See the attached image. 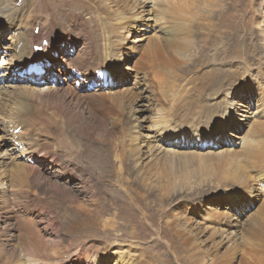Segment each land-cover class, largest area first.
Listing matches in <instances>:
<instances>
[{
	"label": "rangeland",
	"instance_id": "1",
	"mask_svg": "<svg viewBox=\"0 0 264 264\" xmlns=\"http://www.w3.org/2000/svg\"><path fill=\"white\" fill-rule=\"evenodd\" d=\"M5 1L8 3V9H14L16 7V11H18L22 5V3H20L21 0ZM95 1L96 0H93L92 2L94 3ZM197 1L189 0L188 11L194 12L201 6L205 8L209 4V0ZM36 2L37 1H34L32 4L33 8L27 15V20L34 21L41 26L48 22L50 13L53 10L49 12V10L44 9ZM229 2L230 0H217L216 5H224V7H226ZM68 3L71 2L69 0L68 2L67 0H61L58 4V9L68 7ZM152 3L154 6L151 5ZM144 4L146 5V13H142V18L144 19L138 21V27H145L146 25L143 21H148V29L143 32L139 31L138 27L130 30L133 36L144 34V36L139 38L140 41L137 44L136 52L138 57L144 53L145 46L150 40L154 39L160 33L164 34L166 30H169L167 29L168 23H164L161 16H158L160 10L157 11L167 5L168 2H166V0H145ZM150 5L153 6L152 9H149L151 8ZM194 5L196 7H194ZM101 6L100 4L99 8L103 7ZM172 8L174 9V7ZM246 8H248V10ZM8 9L5 10L7 14L3 15L8 16ZM58 9L54 11L57 12ZM240 9H242L243 18L248 20V23L244 20L241 26V35L244 38H248V49L243 50V52H241L242 54L240 53L241 55H229L236 63L240 62L245 65L246 76L243 77L245 74H242L238 79L242 82L245 81V84H239L238 82L232 84L227 83L226 85L217 87V90L215 89L218 84L217 82L214 84L215 87H210L208 84L203 85L201 83L202 73L205 70L211 71L209 70L208 62H206L204 66L195 64L185 66L183 60L180 59L178 64L167 68L161 67L158 61L153 60L150 64L147 62L144 65L145 67H135L133 66L134 60L137 59L135 55L129 58L124 57L125 59L123 58L125 63L124 69L116 72L108 69V75H113H111L110 80L106 81L104 85L100 84V82H96L95 78L89 76L87 73L85 74L82 69L71 70V68H75L74 66L68 68L69 59L74 57L76 53L74 50L75 47L72 45L74 43L64 39L60 31L61 27L59 28L58 26V28L55 29L57 24L54 21V26L51 24L52 28L50 27L51 30L53 29V31L50 30L51 33L54 34L53 43L49 52H47L48 55H44L45 61H39L38 65L34 63L37 58L33 61H21L19 51L22 47V27L6 23L0 26V171L4 173L5 166L8 168L11 162L20 161L26 165H30L32 168L30 175L32 177L38 176L34 179L36 182L32 179L29 180V189L31 191L30 199L26 198L24 195H20L14 200L12 195V198L10 197L11 199L8 202H6L5 199L1 200L0 226L14 222L12 218L15 217V215L10 212L5 214L7 210H11L17 212L20 216L26 217L30 221V225L33 226V229L36 225L37 234H39V231L41 234H50L49 232L51 230L44 231L46 229V220L50 218V215L47 211H39L41 209V204L36 203L38 201L43 203V200L47 201L46 203L50 202V194L43 189L44 186L40 183L41 179H44L45 183L48 182L46 180L48 179L47 177H49V173L44 169L38 170L39 163L42 162V159H40L38 155L34 157V162L30 157L23 156L21 152L25 151L29 146L41 149L40 152L51 151L53 145L56 146V144L59 145L62 143L64 126L58 124L59 126L55 125L54 127L52 124H46L44 120L50 122L49 119H54V116L58 115L62 117L61 121H63V114L73 103L75 104V100L69 98V95H65L66 93L70 94L71 91L76 92L77 90L80 93L83 90L96 92L102 88L103 91L116 97L117 104L123 102L127 110L131 105L130 96L133 92L137 88L144 89L145 87L147 89V92L144 90L141 91L143 95H146L139 102L142 107L141 111L131 114L128 110H125V112H128V115L124 118L122 128L118 126V129H116L113 134L111 138L112 149H110L112 155L110 159L113 167H122V164H120L121 160L126 159L124 163L127 161L125 164L129 169H132V155L133 153H140V161L143 162V169L145 168L144 174L147 172V175L145 174L144 176L143 174V177H139L130 172L128 175L124 173L120 174L121 176L119 175L117 178L112 177L110 178L111 180L107 179L106 185L108 188L101 194L103 199L100 201L106 203L109 200L104 209V213H106L102 214L100 218L97 212L91 213V218L88 217V219L93 222L92 224H88L89 227L83 226L87 223L79 217V223L76 228H70L73 218L68 217V219H70L68 220L67 217H62V213L59 212L60 215H56L57 217L54 219L55 221L53 223V229L59 228V230H57L58 232H52V237L58 233L57 236L60 241H57L59 239H52L56 243L58 242L57 245L49 241L48 243L41 242L37 250L34 248L37 245L35 246L33 243H31L28 248L17 243L19 241L15 239L17 234L16 231L12 234L14 237L12 239L8 236L5 237V235H3V237L1 236L0 242L3 243H0V246H2L3 249L0 247V264H24L22 262H25V264H57L59 260H62V262L58 264H73V254H76L80 247L83 253L97 250L98 252L101 251L104 254L106 253L99 264L264 263V248L262 246L264 243L255 236L253 237L249 234V230H257L259 229V225L264 224V165H262L264 164V0H248V4L241 5L238 10L231 13V16ZM96 14L97 13L92 14L95 22L93 21L89 24L87 27L88 31L87 29L85 30L87 33H84L83 38L88 41L89 48L96 52H101L104 45H108V43H106L107 41H104L107 38L108 28L105 26L107 24L103 22L104 16L97 14L98 16L95 17ZM166 15L169 17L173 16L171 13H167ZM99 16L100 18H98ZM225 18L226 16L223 14L220 24L223 23ZM96 22H101L99 23L101 26L99 24L93 25ZM19 25H24L21 23V20H19ZM93 27L96 29V34L100 32L99 35L94 34L95 31ZM207 31L212 32L209 27H207ZM101 33L102 35L100 36ZM216 33H218V31L214 32L212 37ZM32 35H35V38L40 37L36 28L32 30ZM94 35L96 38L93 37ZM104 36L106 37L104 38ZM213 42L219 44L221 38L214 39ZM35 43L34 41L31 45L34 52L37 53L41 51V46L42 44L45 45V41H43L41 45H36ZM96 43H98V45H96ZM94 44L96 46H94ZM75 45L76 48H80L81 42L75 43ZM209 46L211 45L208 44L206 47L207 50L210 49ZM222 48L221 46L219 50L220 53L224 51ZM218 49L219 46L215 50L210 49L214 50L211 54L215 53ZM224 55L225 58L226 54ZM32 64L37 66V68H34ZM147 72H150V75ZM145 80L148 83L147 85L144 84ZM31 87H33L32 90L30 89ZM39 88L45 91L52 90L53 88L54 90L57 89L58 92L56 97L58 94H60V96L62 95L61 97L58 96V99L60 98L61 101L63 100L62 102L65 105L58 106L55 112L52 110V112L56 113L54 115L50 110H43L48 105L51 106L53 101L42 103L37 101L34 96H31L33 93L37 92ZM18 91L19 93H23L19 94L17 93ZM153 93H156L155 97L159 96V100L156 104H154L153 100L152 104H150V100H147L148 96ZM21 95L23 97H21ZM15 97L18 98L16 99ZM53 98L54 95L50 96V100ZM227 98H232L234 101V111H232L230 120L224 115L225 113L228 114L229 111L228 107L225 106ZM14 104L18 105L15 106ZM33 105L34 107H32ZM197 105L198 107L201 106L200 111L199 109L197 110ZM243 105H248L246 111H250L252 114L241 124L243 126H239L240 115L244 107H240L241 109L239 110L236 109ZM53 106L57 105L53 104ZM60 107L65 109V111H58ZM40 109L43 110V112ZM190 110H193V112H189ZM21 111H34L36 113V118L33 123H31L30 130L27 132L25 128H20L19 126V124H23L20 119ZM57 111L59 113H57ZM109 115L104 117V121L110 120L109 118L107 119ZM157 117L159 118L157 119ZM223 119H227L228 121H223ZM154 120L157 122L155 126L151 122ZM161 120L164 122V129L159 126ZM125 128L130 132H126ZM164 130L169 133L172 132L174 135L168 136L169 133H165ZM16 133L21 135H16ZM22 133L26 135L27 133H30V135L31 133H35L39 135V137L36 136L37 139L33 137H23ZM121 133L123 135H121ZM242 135L247 136L248 139L251 138L253 143L255 142L254 146H256V148H261H259V154H261L262 157L257 159L256 157L251 158L253 155L248 156L243 154L241 148L238 146V138ZM81 138L83 140L87 139L86 137ZM168 138L174 139L167 140ZM121 142L124 144L122 145ZM138 143L140 145H137ZM129 144H131V146H129ZM136 147H138L137 150ZM133 148L134 151L131 152ZM146 154H150L151 156L149 155V157L146 158ZM113 155L117 156L114 157ZM199 156L201 157L199 158ZM118 158L120 160H118ZM190 158L193 161H191ZM259 160L263 161L260 162ZM200 161H202V164ZM124 163L123 165H125ZM214 166L217 170L213 168ZM146 168L148 170H146ZM221 170H224V174L220 172ZM207 172L208 174H206ZM172 174L175 175L173 176ZM241 174L245 176L242 177ZM248 175L250 179L246 180L245 178L248 177ZM184 176L188 179L186 177L185 179ZM58 182H64L66 186L72 188L79 185V180L73 182L69 181V179L65 177V173L63 174V180H59ZM161 184H174L178 188V195L172 193V191H170V193L166 192V188L161 189L158 187V185ZM250 186H253V188L249 191V194L246 189ZM6 187L8 186L5 184L2 186L0 185L2 189ZM165 192L166 194L164 195ZM137 193H139L141 197ZM229 195L231 196L229 197ZM79 198L78 195L77 200H79V202H84V199L82 200ZM88 204H90V202ZM113 212H116L114 216H112ZM57 219L59 220L57 221ZM164 229L167 232V237L163 236L165 234ZM132 230L136 231V233H132ZM35 231L34 233L36 234ZM181 231L186 233L185 236H188L190 241H184L183 244L180 239L177 238L176 234ZM80 236H82L84 240L79 238ZM43 237L46 238V236ZM60 242L61 244H59ZM34 249L38 253H36ZM55 249L57 250L56 252L60 254L59 258H56ZM13 254L14 257H12ZM16 255L21 256L18 257ZM4 258L6 260H4ZM89 261L91 260L86 261V264H89Z\"/></svg>",
	"mask_w": 264,
	"mask_h": 264
},
{
	"label": "bare ground",
	"instance_id": "2",
	"mask_svg": "<svg viewBox=\"0 0 264 264\" xmlns=\"http://www.w3.org/2000/svg\"><path fill=\"white\" fill-rule=\"evenodd\" d=\"M8 1L9 0H7V2ZM34 1H37L40 6H42L46 10H49V12H50V10H53L50 13V19L48 20V22L44 23L41 26L38 25L34 21L27 20V15L30 13V11H32V8H33L32 4L34 3ZM69 1L71 3H68L69 4L68 7L58 9V4H59V2H61V0H29V1L28 0H21L20 3H22V5L20 4L21 5L20 8L18 9V11H16V9H15L16 7L14 9L13 8L8 9V5H7L8 3H6L5 0H0V26L2 24L6 23V24H10V25L11 24L12 25H18L19 27H22V29H23V31H22L23 33H21L22 34V37H21L22 47L19 51V53H20L19 55H21V61H26V60H28V61L32 60L33 61L35 58H37L34 61V63L37 65L39 64V61H45V56L48 55L47 52H49V49L51 48L52 43H53L54 34L51 33V31H53V29L51 30L50 27H51V24L54 26V23H53V21H54L57 24V27H55V29H57L58 26H59V28L61 27L60 31L62 32L64 39H67V41H71L74 43L72 45L75 47L74 50L76 53H75L74 57L69 59V67L68 68H70V66H74L75 68H73V69L71 68V70L82 69V71L85 74L87 73L89 76L95 78L96 82L98 81V82H100V84H103V85L106 81H109L111 75H113V74L108 75V69H110L111 71H115V72L124 69L125 68V63H124L125 58L124 57L129 58V57H132L134 55H135V58H137L134 60V63H133V66H135V67H138V66L139 67H145L144 65L147 62H149V64H150L151 62H153V60L158 61L159 64L161 65V67H167V68L173 67L174 65L178 64L180 62V59L183 60V63L185 66H191L194 64L204 66L206 64V62H208L209 63V70H211V71H207V70L204 71L203 70L204 72L202 73L203 75L201 76V83L203 85L208 84V86H210V87H215L214 84L217 82L218 84L215 87L216 90H217V87H219L220 85H226L227 83L232 84L234 82H238L239 84H245V81L242 82V81L238 80L242 76V74H245L243 77L246 76L245 65L243 63H240V62L236 63V61H234V59H231L232 57L229 54L238 55L241 52H243V50L248 49V38H244L241 35V26L243 25L244 20H246L247 23H248V20L243 18L242 12H241L242 9H240L233 16H231V13H233L235 10H238L241 5L248 4V0H230L229 4L226 7H224V5H216L217 0H209V4L207 7L203 8L201 6L199 9H196L194 12L188 11L189 10V8H188L189 0H166V2H168V4L167 5L164 4L165 6L158 9L157 11L160 10V13L158 14V16L159 15L161 16V18L164 20V23H168L167 29H169V30H166V32L164 34L160 33L154 39L150 40L147 43V45L145 46V49L143 51L144 53L141 54L140 57H138L136 49H137V44L140 41L139 38L144 36V34L133 36V35H131L130 30L137 28L138 27V21L141 19H144V18H142L143 17L142 13L143 14L146 13V11H145L146 5L144 4L145 0H96L94 3L92 2L93 0H69ZM146 1H150V0H146ZM67 2H68V0H67ZM197 2H199V1H197ZM154 3H155V1H154ZM163 3H165V2H163ZM100 4L103 6V7L101 6L102 8H99ZM151 5L154 6L153 3ZM153 6H151V8H149V9H152ZM171 6L174 7V9ZM194 7H196V6L194 5ZM6 9H8L7 11L9 12L8 16L3 15V14H7L5 11ZM57 9H58L57 12L54 11ZM216 9L221 10V11H217ZM246 9L248 10V8H246ZM149 11H148V14H149ZM94 13H97L100 16H104L103 22H105V24H107L105 26L108 28L107 38H106V40H104V41H107L106 43H108V45L107 44L104 45V48L102 47L103 49L101 52L100 51L96 52V51L92 50L91 48H89L88 41H86V39L83 38L84 33H87V31H88L87 27L89 26V24L91 22L94 21V16L92 15ZM167 13H171L173 16L169 17L168 16L169 14L166 15ZM97 14L95 15V17L98 16ZM223 14L226 16V18L223 21V23L220 24V21L223 17ZM11 16H13V17H11ZM100 16L98 18H100ZM33 17H34V15H33ZM98 18H95V19H98ZM19 20H21V23L24 24L23 26L19 25ZM99 23H101V22H96L93 25H97ZM143 23H145V25H146L145 27H138L139 31H141V32L146 31L148 29V26H149L148 21H145V22L143 21ZM94 27H97V26H94ZM207 27H209V29H211L212 32H208ZM34 28H36V31H38V33L40 34V37L35 38L34 37L35 35L34 36L32 35V30ZM86 29H87V31L85 32ZM95 30L96 29L94 28V31ZM216 31H218V33L214 34V36L212 37V34ZM261 31H263V30H261ZM158 32H160V31H158ZM91 33H93V32H91ZM99 33L96 34V31H95L94 34L99 35ZM95 35L93 37H95ZM101 35H102V33L100 34V36ZM105 37L106 36H104V38ZM86 38H88V37H86ZM89 38H91V37H89ZM220 38H221V42L219 44H215V42H213L214 39H220ZM142 39H144V38H142ZM41 40H42V42L45 41V45L42 44L41 51H38L37 53H35L34 50L32 49L31 44L35 41L36 45H41V43H42ZM94 41H95V39H94ZM78 42H81L80 48H76L75 43H78ZM208 44L211 45V46H209L210 49L215 50L218 46H219V49L216 50L215 53L211 54V52L214 50H210V49L207 50L206 47L208 46ZM96 45H98V43H96ZM96 45L94 44V46H96ZM221 46L223 47L222 49L224 50L223 53L219 52V50L221 49ZM216 54H217V56H216ZM224 54H226L225 58H224V56H225ZM18 62H20V61H18ZM32 66L34 68H37V66H34V64H32ZM162 71H164V70H162ZM147 73L150 75V72H147ZM81 75H82V73H81ZM145 77H146V75H145ZM263 78H264V76H263ZM144 84L145 85L148 84L146 80H145ZM32 88L33 87H31L30 89L32 90ZM11 89H12V87H11ZM53 90H54V88L52 90H48V91H45V90L39 88L38 91L33 93V95H31V96H34L37 99V101L42 102V103H45L46 101H48V102L53 101V104L57 105V106H53V104L51 106L48 105L43 110H47V111L50 110L51 112L53 110L55 112V109L58 106H60V105L64 106L65 104L62 102L63 100L61 101L60 98L58 99V96H60V94H58L56 97L58 90L57 89H55L54 91ZM143 90L145 92H147V89L145 87H144V89H138L137 88L133 92V94L130 96V104L131 105L127 109L129 113L134 114V112H139L142 110V107L139 104V102L141 99H143L146 96V95H143V93L141 92ZM17 93H19V91ZM21 93H23V92H20L19 94H21ZM9 95H10V93H9ZM53 95H54V98L52 100H50V96H53ZM65 95H67V96L69 95L70 96L69 98H73L75 100V104L72 102L75 106L72 104V106H70L68 108V110L63 114V117H64L63 121H61L62 117L58 116V115L54 116V119H49L50 122L47 120H44V122L46 124H52L54 127H55V125H58V124L60 126H64V130H63L64 133L62 131V133H63L62 134L63 135L62 136V139H63L62 143L59 145L56 144V146L53 145L51 151L40 152L41 149H38L35 147L32 148L31 146H29V147H27V149L25 151L21 152V153H23V156L25 155L27 157H30V156L35 157L38 155V157L40 159H42V162L39 163L40 165L38 166V170L44 169V170L48 171V173H49V175H48L49 177H47L48 179L46 180L48 182L45 183L44 179H41L40 183L44 186L43 189L46 192L48 191V193L50 194V197H51L49 200L50 202L48 201L49 203H46L47 201L43 200V203H41L39 201L36 203L41 204V209L39 211H42V212L47 211L48 214L50 215V218H48L46 220L47 222L45 223L46 229L45 230L43 229L45 232H46V230H48V231L51 230L49 232L50 234L48 235V233H47V235H45L42 233L43 236H46V238H44L42 236L40 231H39V234H37L36 225H35V228L33 229V226L30 225V221L26 217L20 216L17 212L11 211V210H7L5 212V214H8V212H10L13 215H15V217L12 218V220L15 223L11 222L8 225H1L0 226V237L1 236L3 237V235H5V237L8 236L12 239V238H14L12 236V234H14L16 231L17 234H16L15 239L18 240L19 242H17V243H19L20 245H23V247L28 248L29 245H31V243H33L35 246L37 245L34 248H36L38 250L39 244L41 242L48 243V241L53 242L57 245L58 242L56 243L52 239H55V240L59 239L57 236L58 235L57 230H59V228H56L55 230L53 229V225H54L53 223L55 221L54 219L57 217L56 215H60L59 212L62 213V217H65V218L67 217V219H68V217L73 218V220L71 221L72 223L70 222L71 223L70 228H76L77 224L79 223V221H78L79 217H81V219L87 223L86 225H83V226L89 227L88 224H92V222H93L92 220L88 219V217L91 218V215H90L91 213L97 212L99 218L102 214L106 213V212L104 213V209L106 208L107 202H109V200L106 203H102L100 201H102V199H103V196H101V194H103L104 191H106L108 188V186L106 185L107 179H110L112 177L117 178L120 174H124V173L126 175H128V174H130V172H132L133 174H135L139 177L140 176L143 177L142 175L144 174L145 168L143 169V165H142L143 162L140 161L141 156H140L139 152H138L139 154L133 153V155H132L133 156L132 157L133 167H131L132 169H129V167L125 164L127 161L124 163V161L126 160L125 158H124L125 160H121L120 164H122V167H120L118 165L119 167L114 166L115 167V169H114V167L111 163V159H110V156H112L111 150H110V149H112L111 138H112L113 134L115 133L116 129H118V126H119V128H122L124 118L126 115H128L127 114L128 112H125L126 108L123 105V102L120 104H117L116 103V97L111 96L106 91H103L102 88H100L96 92L83 90L80 93L77 90L76 92L71 91L70 94L66 93ZM155 96H156V93H153L150 96H148L147 100H150V104H152V100L154 101V104H156L157 101L159 100L158 99L159 96H157V97H155ZM8 97H10V96H8ZM21 97H23V96L21 95ZM3 101H5V100H3ZM67 104H68V102H67ZM233 104H234L233 99L227 98L225 106L228 107L229 111H228V114L225 113L224 115H226L228 120H230V117L232 116V111H234ZM17 105H15V106H17ZM32 107H34V105ZM200 107H198V105H197V107H196L197 110L199 109V111H200L201 110ZM240 107H244L243 108L244 110L241 113L240 119H239V123H240L239 126H243L241 124L245 121V119L249 118V116L252 114V112L246 111V109H248V105L239 106L236 110L241 109ZM43 110H41V111L43 112ZM63 110L65 111V109L60 107L58 111L62 112ZM58 111H57V113H59ZM54 112H52L53 115L56 114ZM189 112L192 113L193 110H190ZM49 114H50V112H49ZM105 114H107V115L110 114L109 117H107V119L109 118L110 120L104 121V117L107 116ZM35 116H36V113L34 111H21L20 119L23 122V124L22 125L19 124L20 128H25L26 132L29 131L30 127H31V123H33V121L36 118ZM158 118L159 117H157V119ZM11 119H12V117H11ZM168 119H170V118H168ZM150 120H152V119H150ZM226 120L227 119H223V121H226ZM151 122L153 123L154 126L157 123V122H155V120L151 121ZM159 126L164 129V122L162 120H161ZM56 128H57V126H56ZM125 131L128 132L129 130L127 131V128H125ZM13 133H15V132H13ZM165 133H169V132L165 131ZM16 135H21V134L16 133ZM22 135H23V137H33L36 139H37L36 136L39 137V135H36L35 133H31V135H30V133H27V135L22 133ZM121 135H123V134L121 133ZM173 135L174 134H172V132H170L168 134V136H173ZM154 136H156V135H154ZM255 136H257V135H255ZM81 137H86L87 139L83 140ZM129 138L132 139L131 137H129ZM129 138H128V140L130 141ZM259 138L261 139L260 136H259ZM172 139H174V138H168L167 140H172ZM238 139H239L238 146L241 148V151L243 152V154H246L248 156L253 155V157L251 156V158L256 157L257 159L262 157V155L259 154L260 153V150H259L260 147L256 148V146H254L255 142L253 143V140L251 138L248 139L247 136L242 135V136H239ZM123 140L124 139L122 138V141ZM132 142H133V140H132ZM256 142H258V141H256ZM121 144L123 145L124 143L121 142ZM137 145H140V144L138 143ZM137 145H135V146H137ZM0 146H1V144H0ZM129 146H131V144H129ZM138 147H136V150ZM124 151H125V149H124ZM133 151H134V148L131 152H133ZM145 152H147V151H145ZM192 152H194V151H192ZM136 153H137V151H136ZM170 153H172V152H170ZM125 154H126V152H125ZM163 154H164V152H163ZM201 154H202V152H201ZM149 155L150 154H146V158H148ZM116 156L117 155H115L114 157H116ZM196 156H197V154H196ZM33 157H30V159H33ZM200 157L201 156H199V158ZM118 160H120V159L118 158ZM149 160H150V158H149ZM169 161H171V160H169ZM191 161H193V160L191 159ZM261 161H263V160H261ZM201 162L202 161H200V163ZM260 162H258V163H260ZM123 163L125 165H123ZM144 163H146V162H144ZM198 163H199V160H198ZM150 164H152V163H150ZM150 164H149V166H150ZM164 164H166V163H164ZM184 164H186V163H184ZM128 165H129V163H128ZM211 165H213V164H211ZM262 165H264V164H262ZM9 166L10 167H8V168L6 166L4 167V173L0 171V182H2V183H0V185L2 186L5 184L8 186L5 189L0 188V202H1V200H4V199L6 200V202H8L12 198V195H13L14 200L16 199L17 196H20V195H24L26 198L30 199L31 198V191L29 189V180L32 179L34 182H36L34 179H36L38 176L32 177L30 175V171L32 169L30 167V165H28V164L26 165L20 161H13L10 163ZM186 166H188V165H186ZM202 166H204V165H202ZM252 166H254V165H252ZM213 168H215V166ZM220 169H222V168H220ZM146 170H148V169L146 168ZM150 171H151V169H150ZM158 171H159V168H158ZM223 171L221 170L220 172H223ZM209 172H211V171H209ZM64 173H65V177L68 178L69 181L73 182L75 180H79V182H78L79 185L78 186L76 185V187L72 188V187L66 186L64 184V182H61V183L58 182L59 180L60 181L63 180V174ZM145 174H144V176H145ZM206 174H208V172ZM223 174H224V172H223ZM164 175H165V173H164ZM225 175H227V174H225ZM241 175H240V177H241ZM244 176L242 175V177H244ZM126 177H124V178H126ZM185 177L186 176H184V178ZM103 179H104V182H103ZM245 179L249 180L250 176L248 175V177H246ZM189 180H191V179H189ZM183 181H184V179H183ZM179 183H180V181H179ZM145 184H147V183H145ZM189 184H190V182H189ZM239 184H240V182H239ZM224 185H226V184H224ZM253 186H250L249 188L247 187L246 191H248L249 194H250L249 191L252 190ZM158 187H160L161 189L166 188L165 191L169 192V193H170V191H172V193H176L177 195L179 193L177 186H175L174 184L173 185L161 184V185H158ZM162 191H164V190H162ZM166 192L164 193V195L166 194ZM137 194L139 195V193H137ZM78 195L80 197L79 199H82V200L84 199V202H79V200H77ZM104 196H106V195H104ZM230 196L231 195H229V197ZM84 197L85 198L87 197V198L85 199ZM232 198L235 199L234 197H232ZM235 201H237V200L235 199ZM89 202H90V204H88ZM250 207H251V205H250ZM66 212H68L69 214ZM114 213H116V212H113L112 216H114ZM58 220L59 219H57V221ZM68 220H70V219H68ZM173 221H174V219H173ZM186 222H187V220H186ZM188 222H189V220H188ZM84 223H82V224H84ZM57 225H59V224H57ZM65 226H67V225H65ZM176 228H177V226H176ZM66 229H67V227H66ZM132 229H135V228H132ZM34 231L36 232V234L34 233ZM55 231H57L56 232L57 235L52 237L53 236L52 232H55ZM182 231L178 232L176 234V236L184 244V241H187V240L190 241V238H188V236H185L186 233L182 232ZM84 232H86V231H84ZM171 232H172V230H171ZM132 233L135 234L136 231L132 230ZM163 233H164V231H163ZM249 234L253 237L255 236L262 243H264V224L259 225V229H257V230H255V229L249 230ZM166 235H167V232L165 230V234L163 236H166ZM79 238L84 240V238L82 236H80ZM57 241H60V239ZM0 243H3V242H0ZM59 244H61V242ZM262 246L264 248V244ZM0 247H2V246H0ZM2 249H3V247H2ZM13 251H14V249H13ZM54 251L56 254V258H59L60 254L56 252L57 251L56 249ZM35 252L38 253L36 250H35ZM104 252H105V250H104ZM105 254L101 251L98 252V250L83 253L82 248L80 247V248H78V251L76 252V254H73V264H86V261H88L92 257L94 258V260L96 258L97 264H99L100 260L102 258H104ZM16 256L19 257L21 255H16ZM12 257H14V254L12 255ZM12 257H11V259H12ZM198 258H199V256H198ZM219 259H220V256H219ZM4 260H6V259L4 258ZM61 262H62V260L58 261V263H61ZM22 263L25 264V262H22ZM214 263L215 262H213L212 264H214ZM7 264H10V263H7ZM13 264H15V263H13ZM260 264H264V263L262 262Z\"/></svg>",
	"mask_w": 264,
	"mask_h": 264
},
{
	"label": "clouds",
	"instance_id": "3",
	"mask_svg": "<svg viewBox=\"0 0 264 264\" xmlns=\"http://www.w3.org/2000/svg\"><path fill=\"white\" fill-rule=\"evenodd\" d=\"M32 157V156H31ZM34 158V157H33ZM34 160V162H35V159H33Z\"/></svg>",
	"mask_w": 264,
	"mask_h": 264
}]
</instances>
